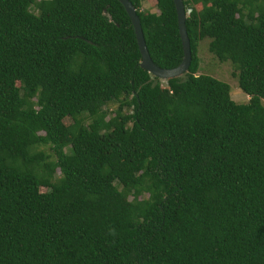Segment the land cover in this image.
I'll use <instances>...</instances> for the list:
<instances>
[{"label": "trees", "instance_id": "trees-1", "mask_svg": "<svg viewBox=\"0 0 264 264\" xmlns=\"http://www.w3.org/2000/svg\"><path fill=\"white\" fill-rule=\"evenodd\" d=\"M129 1L177 67L173 1ZM182 1L162 81L117 0H0V264H264V0Z\"/></svg>", "mask_w": 264, "mask_h": 264}, {"label": "water", "instance_id": "water-1", "mask_svg": "<svg viewBox=\"0 0 264 264\" xmlns=\"http://www.w3.org/2000/svg\"><path fill=\"white\" fill-rule=\"evenodd\" d=\"M117 1L123 6L125 12L127 13L131 21L134 35L136 38V43L141 56L140 67L146 70L153 77H156L162 81L177 78L185 74L191 63V51H190L189 38L185 26L186 11L183 5V1L172 0L176 11L178 33L181 40V46L183 51V59L181 63L173 69H162L153 63L146 48L140 20L136 14L135 7L132 5V3L129 0H117Z\"/></svg>", "mask_w": 264, "mask_h": 264}, {"label": "rangeland", "instance_id": "rangeland-1", "mask_svg": "<svg viewBox=\"0 0 264 264\" xmlns=\"http://www.w3.org/2000/svg\"><path fill=\"white\" fill-rule=\"evenodd\" d=\"M142 10L156 13L153 0H144ZM208 41H202L198 46L197 56L200 63L198 74L208 75L220 80L230 86V95L234 102L243 104L248 101V97L239 89L236 79L232 76V66L229 62L220 63L208 52ZM264 103V101H263Z\"/></svg>", "mask_w": 264, "mask_h": 264}]
</instances>
